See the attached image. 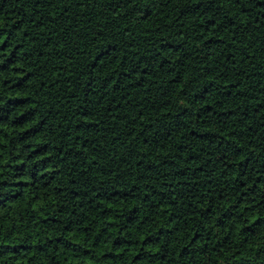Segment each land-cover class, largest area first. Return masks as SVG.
Segmentation results:
<instances>
[{"label": "trees", "instance_id": "obj_1", "mask_svg": "<svg viewBox=\"0 0 264 264\" xmlns=\"http://www.w3.org/2000/svg\"><path fill=\"white\" fill-rule=\"evenodd\" d=\"M0 264H264V0H0Z\"/></svg>", "mask_w": 264, "mask_h": 264}]
</instances>
